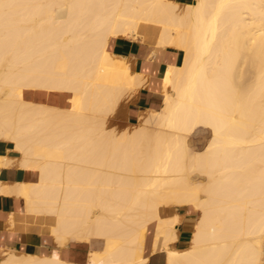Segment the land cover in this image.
Masks as SVG:
<instances>
[{"label": "bare ground", "instance_id": "1", "mask_svg": "<svg viewBox=\"0 0 264 264\" xmlns=\"http://www.w3.org/2000/svg\"><path fill=\"white\" fill-rule=\"evenodd\" d=\"M141 29L183 55L166 65L160 107L115 133L107 119L143 81L107 44ZM27 91L68 94V105ZM199 125L210 137L196 150L187 136ZM0 142L18 154L0 167L37 173L0 181V194L43 215L59 246L98 242L84 264H146L152 223L166 264H261L264 0H0ZM180 205L198 216L176 249L180 217L160 209ZM0 251V264H80L56 248Z\"/></svg>", "mask_w": 264, "mask_h": 264}, {"label": "crops", "instance_id": "2", "mask_svg": "<svg viewBox=\"0 0 264 264\" xmlns=\"http://www.w3.org/2000/svg\"><path fill=\"white\" fill-rule=\"evenodd\" d=\"M175 1H177L179 4H184L192 2L193 0ZM133 39H135V41ZM155 39L156 35L155 32L152 31V29L149 31L141 29L140 34H138L136 37H115L111 38L108 41V51L115 56L123 57L129 64V68L131 69L130 71L134 74H138L140 76V79L143 81L142 85L139 86L137 90L130 96H127L125 101L124 99L120 101L119 106L121 104L122 108L125 106L122 109V113L123 119L127 123H132L134 120H136L141 112H144L146 110H155L160 107L163 96L162 76L167 67L166 65H168L169 63L177 65L181 62L183 55L181 50L171 46H165L163 47V49H157ZM147 50L149 51L147 52ZM128 57L131 59H129ZM160 66H162L161 69ZM157 68L158 70H156ZM29 93L31 94V96H39L46 100H54V98L57 96L66 98L65 94L48 95L35 92ZM16 154L17 153H15V151L13 150L11 143L0 142V156L6 155L7 158H17L18 155ZM27 173L28 176L25 175ZM35 173L36 172L30 170L28 171L18 168L13 163L10 166L0 167V181L4 183H11L15 180L31 182L35 181V178H37V173ZM18 198L19 196L11 194H0V249H10L14 250L15 252H26L44 255L49 254L51 250L56 248L59 252L63 253L67 260L77 261L79 263H85V261L87 262L89 252L98 250L96 247L98 246L97 242H95L94 245H91L85 241L80 240H73V242H68V245L66 244L65 246H59L58 243L55 242L56 240L54 235L50 232L48 220H46L43 215L37 216L35 219L30 218L25 212L23 199L21 197L19 199ZM193 212L194 210L186 205L167 206L160 209V214L162 217H180L179 219H177L178 223L176 225V232L178 237L176 236L177 239L173 241L171 247L174 246L173 248L183 249L189 245V239L195 223ZM26 224L28 228L26 227ZM10 228L12 229L10 230ZM154 229L155 223H152L150 237L147 240V244H144L143 248V255L147 257L146 264H166L165 254L163 250L158 249L155 250L156 252L152 251Z\"/></svg>", "mask_w": 264, "mask_h": 264}, {"label": "rangeland", "instance_id": "3", "mask_svg": "<svg viewBox=\"0 0 264 264\" xmlns=\"http://www.w3.org/2000/svg\"><path fill=\"white\" fill-rule=\"evenodd\" d=\"M25 96L26 97H28V98H34V96H31V94L27 91L26 93H25ZM65 96H66V98L64 97V98H61V97H55L54 98V100H49V99H43L42 97H39V96H35L37 99H41V100H44V101H51L52 102V104H55V105H58V106H62V107H67V105H68V103H67V101H66V99H67V97H68V94H65ZM127 96L125 95V96H123V98L121 99V100H123V99H125ZM120 108H121V110H120ZM117 114H113V115H111V116H109V117H111V119H107V123H108V121H109V123L107 124V126H106V124H105V127L106 128H112L113 130H114V132L115 133H117L118 131H120V130H122V129H124V128H126V130L128 131V130H131L132 128H133V126H135V125H137L138 124V121H137V119L136 120H134L132 123H127L124 119H123V110H122V107H119L118 106V108H117ZM115 111V112H116ZM114 112V113H115ZM115 115V116H114ZM114 116V117H113ZM114 119V120H113ZM111 121V122H110ZM116 122V123H115ZM118 125V126H117ZM113 126V127H112ZM124 126V127H123ZM123 127V128H122ZM120 129V130H119ZM208 131V132H207ZM209 137H210V132H209V129L207 130V129H204L202 126H197L188 136H187V138H188V140H187V138H186V140H187V142H190L191 143V145H192V147H194V149H200V147L202 148V146L207 142V140L209 139ZM16 155H18V154H16ZM15 164V163H14ZM16 165V164H15ZM196 178H192V180H195ZM193 216H194V218H195V220H196V218H197V216H198V213L196 212V211H194L193 212ZM151 227H152V224H150V225H148V227H147V231H146V234H145V244H147V240L149 239V237H150V234H151ZM94 243L95 242H92V243H90L91 245H94ZM98 243V242H97ZM263 244H264V242H263ZM99 246V247H98ZM98 246H96L97 247V249H99L100 248V244L98 243ZM2 252L0 251V258L1 257H4L3 256V254H1ZM16 253H20V252H16ZM43 255V254H42ZM63 257L65 258V256L63 255ZM2 259V258H1ZM66 259V258H65ZM87 260V259H86ZM74 262H77V261H74ZM86 262V261H85ZM77 263H79V262H77ZM80 264H84V262L83 263H80ZM261 264H264V259L261 261Z\"/></svg>", "mask_w": 264, "mask_h": 264}, {"label": "trees", "instance_id": "4", "mask_svg": "<svg viewBox=\"0 0 264 264\" xmlns=\"http://www.w3.org/2000/svg\"><path fill=\"white\" fill-rule=\"evenodd\" d=\"M26 93V92H25ZM26 97V96H25ZM27 99H33V98H28V97H26ZM36 101H40V102H46V101H44V100H41V99H35Z\"/></svg>", "mask_w": 264, "mask_h": 264}]
</instances>
